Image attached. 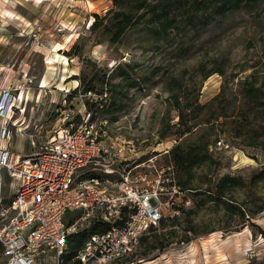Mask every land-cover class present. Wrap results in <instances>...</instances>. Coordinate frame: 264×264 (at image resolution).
Returning a JSON list of instances; mask_svg holds the SVG:
<instances>
[{
	"label": "rangeland",
	"instance_id": "rangeland-1",
	"mask_svg": "<svg viewBox=\"0 0 264 264\" xmlns=\"http://www.w3.org/2000/svg\"><path fill=\"white\" fill-rule=\"evenodd\" d=\"M109 9H114L112 0H34L17 11L0 13V87L26 75L32 80L31 91L18 100L13 116L14 149L30 153L64 122L72 118L78 122L83 113L105 117L112 136L133 140L141 151L139 160L145 162L142 170L150 183L154 178L164 181L159 199L164 225L143 234L134 251L113 264L263 261L264 180L250 181L264 167V151L219 133L212 137L211 151L217 166L191 172L193 182L202 187L201 182L211 176L214 180L223 175L244 178L246 186L234 190V199L248 211H263L243 227L238 214L226 215L212 203L199 208L203 196L194 200L191 193L180 190L169 151L180 140L172 93L185 102L198 99L204 104L220 93L224 83L231 81L229 86L237 88L238 81L255 70L259 83H264V0L250 10L218 18L199 32L180 30L173 43L157 48L140 29L130 30L120 44L100 37L98 30H92V19ZM36 34L41 35L40 45ZM59 44L65 49L55 51ZM48 56L55 60L52 64ZM125 65L133 68H117ZM124 72L128 75L123 76ZM92 77L97 90L85 92L84 85ZM103 77L105 85L99 83ZM201 129L184 139L194 140ZM91 171L81 174L85 177ZM80 216V212H69L66 221ZM92 225L89 219L81 220L76 235L86 240ZM159 245L167 246L160 249Z\"/></svg>",
	"mask_w": 264,
	"mask_h": 264
},
{
	"label": "built area",
	"instance_id": "built-area-1",
	"mask_svg": "<svg viewBox=\"0 0 264 264\" xmlns=\"http://www.w3.org/2000/svg\"><path fill=\"white\" fill-rule=\"evenodd\" d=\"M34 38L40 45L41 35ZM26 76L0 87V264L123 260L160 225L164 181L150 183L134 141L112 136L109 120L93 112L64 122L30 153L14 149L13 116L32 87ZM69 212L81 216L68 223ZM87 219L102 230L89 229L86 240L70 249V237Z\"/></svg>",
	"mask_w": 264,
	"mask_h": 264
},
{
	"label": "trees",
	"instance_id": "trees-1",
	"mask_svg": "<svg viewBox=\"0 0 264 264\" xmlns=\"http://www.w3.org/2000/svg\"><path fill=\"white\" fill-rule=\"evenodd\" d=\"M260 1L262 0H112L114 9H109L104 16L95 13L91 27L92 30H98L100 37L113 44H120L130 30L140 29L157 48L159 44L173 43L174 34L180 30L199 32L218 18L250 10ZM124 67L133 68L130 65L117 68ZM257 72L255 70L239 80L237 88L229 86L231 81H227L222 85L220 93L204 104L199 103L198 99L193 103L185 102L178 93L170 96L179 116V131L176 136L180 140L171 148L169 156L175 167L180 190L191 193L194 200L195 196H203L198 203L199 208L212 203L217 211L221 206V211L226 215L238 214L242 219V227L263 211V208L248 211L234 199V190L246 186L244 178L223 175L214 180L211 176L201 182L205 186L202 187L193 182L191 172L205 167L212 170L217 166V160L211 151L214 145L212 137L219 133L228 134L233 139H243L240 143L242 146L264 151V83H259ZM122 74L128 75L127 72ZM95 80L92 77L84 85L85 92L97 90ZM99 80L101 85L107 84L105 77ZM132 85L137 83L133 82ZM199 128H202V132L196 134L194 140L184 139L185 135H192ZM263 180L264 167L252 176L250 183L256 184ZM163 221L162 219L160 223L162 226ZM90 230L95 232L102 229L93 225ZM154 230L156 228L149 231ZM261 233L264 235V231L261 230ZM157 238L154 237V240ZM83 241L84 237L72 235L69 239L70 249L78 248ZM182 241H189V238ZM166 246L159 245L157 248L164 249ZM153 248L156 247L151 249ZM144 254L146 252L141 255ZM250 264H264V260Z\"/></svg>",
	"mask_w": 264,
	"mask_h": 264
},
{
	"label": "crops",
	"instance_id": "crops-1",
	"mask_svg": "<svg viewBox=\"0 0 264 264\" xmlns=\"http://www.w3.org/2000/svg\"><path fill=\"white\" fill-rule=\"evenodd\" d=\"M34 0H0V13H3L4 11H12L20 6L30 3Z\"/></svg>",
	"mask_w": 264,
	"mask_h": 264
},
{
	"label": "bare ground",
	"instance_id": "bare-ground-1",
	"mask_svg": "<svg viewBox=\"0 0 264 264\" xmlns=\"http://www.w3.org/2000/svg\"><path fill=\"white\" fill-rule=\"evenodd\" d=\"M92 21H94V19H92ZM62 49H65V47L63 46V44H59L58 47H57V49H56L55 51H60V50H62ZM47 59H48L47 62H48L49 64H52V63L55 61V60L53 61L52 58L49 57V56H48ZM62 59L65 61V63H67V60H68V59H67L65 56H63Z\"/></svg>",
	"mask_w": 264,
	"mask_h": 264
}]
</instances>
